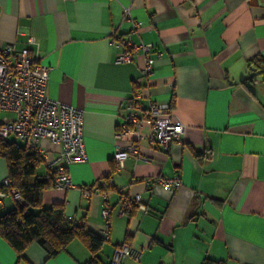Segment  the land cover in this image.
<instances>
[{
  "label": "crops",
  "instance_id": "1",
  "mask_svg": "<svg viewBox=\"0 0 264 264\" xmlns=\"http://www.w3.org/2000/svg\"><path fill=\"white\" fill-rule=\"evenodd\" d=\"M132 20L141 23L136 31ZM117 36L152 45L149 75L140 74L142 51L115 62ZM6 43L51 67L47 97L83 110L87 160L68 165L73 187L51 186L41 201L61 204L66 218L100 235L104 196L100 264H110L120 243L140 254L122 264H264V0H0ZM135 87L143 105L168 104L184 133L164 151L148 143L144 124L137 144L146 160L130 155L119 166L113 153L134 137L117 127ZM40 146L58 150L46 139ZM37 173L47 174L43 164ZM158 175H179L181 185L170 192L146 183ZM135 195L140 203L119 216L120 199ZM4 203L14 206L11 197ZM91 256L74 239L55 256L32 243L17 262L0 237V264H83Z\"/></svg>",
  "mask_w": 264,
  "mask_h": 264
},
{
  "label": "built area",
  "instance_id": "2",
  "mask_svg": "<svg viewBox=\"0 0 264 264\" xmlns=\"http://www.w3.org/2000/svg\"><path fill=\"white\" fill-rule=\"evenodd\" d=\"M132 30L136 31L140 22L132 20ZM29 44H37L34 36L27 38ZM111 44L119 52L116 63L130 62L133 56L142 51L143 60L140 67L141 76L151 73L154 64L149 55L150 44H135L128 36H117L111 39ZM50 66L39 63L28 48L16 50L13 43H6L0 47V112L4 113L0 120V140L10 141L16 148L34 149L42 157L45 168L53 175V187L67 190L73 187L67 167L73 163L87 160L83 143V110L51 99L46 96V82ZM141 93L135 87L131 95L126 98L123 106L122 122L117 127L121 137L132 135L134 139L123 146H119L113 153V160L119 166L131 155L137 160H146L139 153L137 141L143 136L141 127L148 124L149 134L146 136L150 145L167 151L173 142H178L184 133V125L172 115L168 104L149 101L147 105L141 103ZM46 139L58 145V150L49 153L42 149L40 141ZM8 191L0 192V206H4L7 197L15 202H23L19 191L10 187L7 179L2 182ZM147 184L158 185L170 192L180 187L179 175L173 177L156 176L146 181ZM97 191V189H95ZM140 203L135 195L122 198L119 201L117 214L123 216L132 207ZM139 208L143 209L142 205ZM104 219L100 235L108 238L109 206L103 196V206L100 212ZM67 217V220H71ZM129 257L138 261V250L126 243L115 246L110 258V264H122L124 258Z\"/></svg>",
  "mask_w": 264,
  "mask_h": 264
},
{
  "label": "trees",
  "instance_id": "3",
  "mask_svg": "<svg viewBox=\"0 0 264 264\" xmlns=\"http://www.w3.org/2000/svg\"><path fill=\"white\" fill-rule=\"evenodd\" d=\"M251 60L260 58L255 56ZM0 157L5 161L10 187L17 189L23 197V202L15 201L10 209L0 206V237L15 251L17 262L32 243L42 247L49 256H55L72 240L78 239L92 254L83 264H100L96 252L104 238L84 225L67 220L61 204H42V192L53 186V175L47 169L45 175L37 173L43 160L36 150L16 148L12 142L0 140ZM6 191L8 187L0 183V192ZM205 264L211 263L205 261Z\"/></svg>",
  "mask_w": 264,
  "mask_h": 264
},
{
  "label": "rangeland",
  "instance_id": "4",
  "mask_svg": "<svg viewBox=\"0 0 264 264\" xmlns=\"http://www.w3.org/2000/svg\"><path fill=\"white\" fill-rule=\"evenodd\" d=\"M3 115H4V113L0 112V120L2 119V116H3ZM12 140H13L12 137L8 138V141H12ZM0 160L3 161V163H4V165H5V169H6V164H5L4 159L0 157Z\"/></svg>",
  "mask_w": 264,
  "mask_h": 264
}]
</instances>
